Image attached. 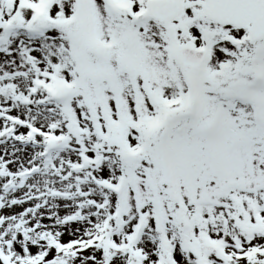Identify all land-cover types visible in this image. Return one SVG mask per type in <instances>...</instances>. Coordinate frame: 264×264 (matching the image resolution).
I'll return each instance as SVG.
<instances>
[{"label": "snow or ice", "instance_id": "6c2138e0", "mask_svg": "<svg viewBox=\"0 0 264 264\" xmlns=\"http://www.w3.org/2000/svg\"><path fill=\"white\" fill-rule=\"evenodd\" d=\"M0 264H264V0H0Z\"/></svg>", "mask_w": 264, "mask_h": 264}]
</instances>
